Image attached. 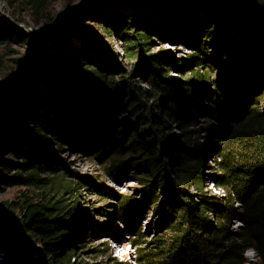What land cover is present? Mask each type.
Wrapping results in <instances>:
<instances>
[{"label":"trees","instance_id":"obj_1","mask_svg":"<svg viewBox=\"0 0 264 264\" xmlns=\"http://www.w3.org/2000/svg\"><path fill=\"white\" fill-rule=\"evenodd\" d=\"M29 1L30 4L36 5L39 0ZM189 2L178 0L175 3L176 7L185 9ZM229 2L231 6L229 22L233 30L243 39V48L240 47V50L246 54L242 62L243 67H258L264 59L259 57L256 59L247 46L254 49L264 47V28L255 25L256 17L246 6L237 0H229ZM131 4L137 5L133 2ZM210 6L220 9L225 7L223 3L213 1ZM259 15L264 23V4L259 10ZM94 18L102 20L103 27L110 30V35L115 36L118 33L120 37L127 38L128 30L134 33L135 44L130 45V42H127L125 53L128 57H133L132 51L135 45L139 48L148 45L150 41L149 28L136 33L133 20L129 28L122 29L124 21H128V18L118 20L116 15L113 16L106 10L99 11ZM147 20V22L150 21ZM174 20L172 19L173 23ZM213 23L212 20H208L204 26V32L212 41V47L216 50L214 54L221 57L223 51L219 46L220 40L213 30L216 23ZM177 24L182 26L179 21ZM188 42L189 45L192 42L195 43L194 37H191ZM223 42L228 43L225 40ZM62 47L61 41L56 43L55 58L61 53ZM199 50L191 49L195 54ZM227 50L224 58L231 56L234 52L229 46ZM45 58L50 59V55H46ZM194 59L195 57L190 58V64L191 61L195 62ZM84 60L78 67L81 71L78 78L72 75L71 68L68 69L69 72L66 69L65 74L61 71L59 75L49 76L45 86L51 95L44 93L41 96L33 95L28 97L22 107L17 108L20 117L18 116V121L15 123L10 142V154L16 161H0L1 170L16 174L11 176L8 174L4 177L0 181L2 185L39 189L50 183L48 182L50 179L42 180L40 176L62 175L64 178H76L71 177L70 173L63 169L58 170L53 157L51 136L55 135L58 141L76 139L75 132L78 131V135L80 133L84 136V142L81 145L85 149L89 145V134L98 136L100 131H106L100 128L102 118L112 122L111 116L114 117V114L124 110L129 116L138 118L139 124L146 126L150 124L153 133H160L162 146L159 153L161 158L164 157L159 158L153 150H146V147L134 149V154L142 156L141 162L137 164L131 159L120 160L108 173L111 181L118 184L127 175L128 167H132L137 172L146 171L147 173L140 175L144 177V180L140 181L142 189L139 201L118 195L110 189H107V192L96 193L114 201L121 210V220L127 231L128 240L135 246L137 263L245 264L247 262L244 256L245 250L254 249L258 264H264V97L253 99L251 94L253 92H243L239 87L235 89L232 83L228 84L232 82L230 80L232 75L236 74L239 79L247 80L250 78V73L243 67L239 69L238 74L236 70H233L231 74L229 71L232 68L225 69L222 73L226 72V75L216 82V88L204 94L200 90L207 89L208 76L204 70L200 71L201 75L200 72L195 73L190 70V74L194 72V77L187 80L182 87H175L173 91L168 89V86L174 84L173 79L168 78V72L171 69H166L161 74L159 61H154L145 69V74L150 73L147 83L150 84L151 90L138 88L136 94H133L123 80L116 81L114 77L106 78L102 75L99 71L104 68L102 64L99 63L96 68L95 60L90 58ZM199 65L197 64L196 67ZM261 86L264 88V82H261ZM185 87L193 89L186 91ZM262 88L255 87L256 92L259 93L263 90ZM190 94L201 95L208 102L206 112L211 113L208 117L214 121L215 127L208 126L206 132L216 131L221 147L211 146L209 140L202 143H199L198 139L192 140L194 132L190 131V128L193 126V120L191 113L190 115L188 113L187 105H183L184 102L188 103ZM152 98L154 99L153 111L149 114V121H147L141 113L140 101H148ZM257 101H260L262 105V112L254 107ZM243 109H245L244 117H242ZM183 110L186 113H183ZM4 117L3 114L0 115V122L4 121L2 120ZM228 117L234 119L229 125L226 122ZM169 122L181 131L179 138L183 143L178 147L172 138H167L164 133ZM113 125L117 126L116 122ZM86 128L87 136L84 133ZM150 134L151 130H144L141 137L149 141ZM96 138L100 139V143L93 146V150L112 152L117 147V139L114 137L105 139L99 135ZM224 145L234 148V154L231 153L227 159L220 160V163L216 164L217 168L215 167L217 171L207 167L206 161L210 158L209 155L213 153V159L219 157ZM204 168L213 170L208 175L209 180L205 182L203 181ZM151 177H153L152 183L145 179ZM171 178L174 179L178 188L172 185ZM208 182L221 190L220 200H215L203 193L205 184ZM77 184L80 183L77 181ZM59 188L63 190V193L72 191V186L69 184ZM190 188H193V194L189 193ZM149 201L153 204L160 201L158 210L160 209L161 214H166L170 218L163 224L166 226V231L170 232L169 235L159 236L157 239L152 236L150 241L153 239V243H150V246L139 241L146 236L140 235V229L135 227V218H138L140 210ZM50 203V197L45 203L50 207H40L37 203L33 204L24 200L21 203L24 214L21 224L17 226L7 222L0 228V264H8L14 260V250H22V240L18 237L17 230L26 231L30 237L42 245V250L35 254L34 259L30 254L29 259L22 264H40V260L44 258L48 259L46 264H82L75 263L78 253H75L72 241V236L78 229V221L60 218L61 215L69 218L67 217L69 213H65L64 207H58L59 201ZM232 222H239L236 230L232 229L230 225ZM149 248L152 251L140 253Z\"/></svg>","mask_w":264,"mask_h":264},{"label":"rangeland","instance_id":"obj_2","mask_svg":"<svg viewBox=\"0 0 264 264\" xmlns=\"http://www.w3.org/2000/svg\"><path fill=\"white\" fill-rule=\"evenodd\" d=\"M177 1L39 0L35 5L30 4L29 0H0V92L4 90L7 83L15 84V87L3 93L0 98V115L5 116L2 119L4 121L0 122V161H16L10 154V142L15 123L20 117L17 108L22 107L28 97L33 95L41 96L44 93L50 96L51 92L46 90L45 86L49 76L59 75L61 71L65 74L66 69L69 72L71 68L73 70L72 75L78 78L81 73L78 67L86 58L95 60L94 67L96 65L98 67L99 63L102 64L104 68L99 71L106 78L114 77L116 81L123 80L126 82L133 94H136L138 88L151 90L150 84L147 83L150 73L145 74V69L154 61H159L161 74L166 69H171L168 72V78L173 79L174 84L168 86L170 90L177 86L182 87L187 80L194 77V72L201 70H204L208 76L207 89L200 90L204 94L208 90L216 88V82L222 80L223 76L226 75V72L222 73L223 70L232 68L229 72L232 74V71L236 70L238 74L239 69L241 70L243 67L242 62L246 54L240 50L243 48L242 37L233 30V26L229 22V13L231 14L229 0H186L190 2L185 9L176 7L175 2ZM212 1L223 3L225 7L221 9L212 8L210 6ZM248 1L257 11L264 4V0ZM131 2L137 5L133 6ZM85 3L86 5L82 8ZM101 10L109 11L113 16L116 15L118 20L128 18V21H124L122 29L129 28L131 20L135 22L136 33H141L144 28L148 27L150 38L148 45L139 48L135 45L132 51L133 57H128L125 53L127 42H130V45L135 44L136 36L130 30L127 31V38L120 37L118 33L115 36L110 35V30L103 27L102 20L94 18ZM71 14L73 15L72 18L65 23L61 36L57 40V43L59 41L63 43V47L61 53L55 58L56 44L53 48L50 46L56 37L60 23L67 15ZM147 19L150 21L147 22ZM172 19H175L174 23ZM208 20H212L213 24L216 23L213 30L220 40L219 46L223 51L221 57L214 54L216 50L212 47V41L204 32V26ZM177 21L182 26H178ZM191 37H194L195 43L192 42L189 45L188 40ZM223 40L228 41V43H222ZM228 46L233 48L234 52L231 56L224 58ZM193 48L200 50L195 54L191 51ZM247 48L256 59L257 57L264 59V47L260 46L254 49L247 46ZM46 55H50V59L45 58ZM191 57H195V62L192 63L191 61L190 64ZM196 63L200 65L196 67ZM190 70L194 72L190 74ZM245 70L250 73L249 79H239L234 74L235 76L232 75L230 78L232 82L229 80L230 83L228 84L231 85L232 83L235 89L239 87L243 92H253L251 93L253 99L264 97V88L261 86V82H264V62L260 63L258 67L251 66ZM25 73L26 75H24ZM255 87L263 90L257 93ZM185 89L191 91L193 88L185 87ZM194 89L199 90L198 88ZM188 97L191 102L186 104L184 102L183 105L190 107L188 113L189 115L191 113L190 116L193 120L190 131L194 132L192 140L198 139L199 143L209 140L211 146L221 147V141L218 140L216 131L206 132L208 126L213 125L215 127L214 121L206 115L208 102L201 95L193 96L190 94ZM152 104H154L153 98L148 101H140L141 113L147 121H149V114L153 111ZM195 104H199L198 110ZM254 107L262 112L263 108L260 101H257ZM111 118L113 119L112 124L114 122L117 124L116 130L110 137L117 139V147L112 152L101 149L93 150V146L100 143V139L98 140L96 137L99 135L101 137L106 136L104 131L100 132L98 136H96L97 134H89V145L85 149L81 145L84 142V136L80 133L78 135V131L75 132L78 141L76 139L58 141L55 135L51 136L53 157L58 170L63 169L69 172L71 177L76 178H64L62 175L55 177L51 175L40 176L42 180L50 179L48 181L50 183L39 189L27 186L5 187L0 182V228L5 226L7 222L17 226L21 224L22 215H24L21 203L24 200L33 204L37 203L40 207H50V205H45L46 200L50 197V204L59 201L58 207H64L65 213H69L67 216L69 218L63 215L60 218L78 221L77 232L72 236L75 253H78L75 263L132 264L135 259L138 260L134 248L126 247L130 242L121 220L122 214L118 205L96 193L99 191L107 192V189H110L118 195L139 201L142 189L140 181L144 180V177L140 175L147 173L146 171L137 172L132 167H128L127 175L118 184L111 181L108 173L120 160L131 159L137 164L141 162L142 156L134 154V149L146 147V150H153L161 158L159 153L162 146L160 145L161 137L160 133H153L149 123V126L139 124L138 118L129 116L124 110L114 114V117L111 116ZM103 121L105 120L102 118L101 122ZM106 122L108 123V120ZM100 125V128L104 129L109 127V124ZM90 130L92 132V128ZM144 130H151L149 141L141 137ZM84 133L87 136V128ZM164 133L167 138H172L179 146L183 143L179 138L180 129L170 122ZM234 151V148L224 145L219 157L213 159V153L209 155L210 158L206 161L207 167L215 169L216 163H220L218 161L227 159L228 155ZM113 153L116 154L113 155ZM167 154L169 155V152ZM203 171V181L205 182L209 180L208 175L213 170L204 168ZM8 174L0 168V181ZM15 174L10 173L9 175ZM145 179L153 182V177ZM77 181L80 184L76 185ZM171 183L178 188L173 178H171ZM68 184L72 186V191L63 193L59 186ZM211 185V182L206 183L205 188L210 193L205 192V190L203 193L215 200H220L222 192L220 195L217 194L209 188ZM189 193H194L193 188H190ZM160 201L163 202L162 199ZM160 201L154 204L149 201L140 210L138 218H135V227L140 229V235L146 236L139 241L147 243L148 246L153 243V239L150 241L152 236L157 239L159 236H168L170 233L166 231V226H163L164 222L169 221L170 218L166 214H161L160 209L158 210ZM230 225L234 230L239 227L237 222H232ZM17 231L19 232L18 237L22 240V250H14V260L8 264H22L29 259L30 254L33 255L31 256L34 259L35 254L42 250V245L30 237L26 231ZM147 251H152V249L149 248L140 253L145 254ZM46 261H48L47 258L41 259L40 264H44V262L46 264ZM245 264H258V258L255 256L254 262L247 260Z\"/></svg>","mask_w":264,"mask_h":264},{"label":"water","instance_id":"obj_3","mask_svg":"<svg viewBox=\"0 0 264 264\" xmlns=\"http://www.w3.org/2000/svg\"><path fill=\"white\" fill-rule=\"evenodd\" d=\"M237 1H239L242 5L246 6L248 9H250V10L253 12V14H254L255 17H256L255 25H257V26H261V27L264 28V23L261 21V18H260V15H259V11H257V9H256L251 3H249L247 0H237ZM89 2H90V1H89ZM85 5H86V3L83 4V6L81 5L82 8H84ZM72 16H73L72 14H71V15H67V16L62 20V22L60 23L59 28H58V31H57V33H56V37H55V39L53 40V42H52V44H51V46H50L51 48H53V46L57 43V40H58L59 37L61 36V32H62V29H63L65 23H66L67 21H69V20L72 18ZM24 75H26V73H25ZM22 76H23V75H22ZM24 77H25V76H24ZM13 87H15V84H9V83H7V84H6V87L4 88V90L0 92V98L2 97L3 93H6V91H9V90L12 89ZM188 100H189V99H188ZM188 102H191V101L189 100ZM195 105H196V109L198 110V109H199V107H198L199 104H198V105L195 104ZM187 108L190 109L189 106H187ZM182 112H183V113H186L185 110H183ZM228 112H230V110H229ZM206 115H207V116H210L211 113H210V112H206ZM244 115H245V109H243V111H242V117H244ZM107 120H108V123L106 122V119H105V121L102 122L103 125H104V124H109L108 129H106V131H104L106 136H103V138H105V139H106V138H110V137L113 135L112 133L114 132V130H115V128H116V126H113L112 122H111L109 119H107ZM233 120H234V119H233L232 117H228V118L226 119V122H227V124L229 125ZM110 122H111V123H110ZM100 132H101V131H100ZM178 146H179V145L177 144L176 147H178Z\"/></svg>","mask_w":264,"mask_h":264},{"label":"clouds","instance_id":"obj_4","mask_svg":"<svg viewBox=\"0 0 264 264\" xmlns=\"http://www.w3.org/2000/svg\"><path fill=\"white\" fill-rule=\"evenodd\" d=\"M237 226H239V222H237ZM244 256L250 262H254L255 260V250L254 249H246L244 252Z\"/></svg>","mask_w":264,"mask_h":264},{"label":"built area","instance_id":"obj_5","mask_svg":"<svg viewBox=\"0 0 264 264\" xmlns=\"http://www.w3.org/2000/svg\"><path fill=\"white\" fill-rule=\"evenodd\" d=\"M219 160V159H218ZM213 162H215V161H213ZM219 162V161H218ZM217 164V163H216ZM215 167H216V165H215ZM209 188L211 189V190H213L214 192H216L217 194H219L220 195V192H221V190L220 189H218L217 187H215L214 185H211V186H209ZM207 190V188H205V192H208V193H210V191H206Z\"/></svg>","mask_w":264,"mask_h":264}]
</instances>
